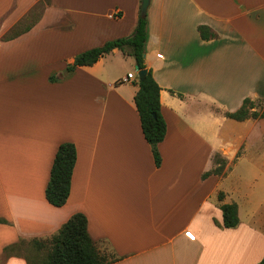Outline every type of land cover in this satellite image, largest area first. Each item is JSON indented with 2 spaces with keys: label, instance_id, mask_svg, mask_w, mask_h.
Instances as JSON below:
<instances>
[{
  "label": "crops",
  "instance_id": "crops-1",
  "mask_svg": "<svg viewBox=\"0 0 264 264\" xmlns=\"http://www.w3.org/2000/svg\"><path fill=\"white\" fill-rule=\"evenodd\" d=\"M38 1L0 0V264H26L3 250L55 235L76 213L112 264H260L264 218L224 181L233 159L264 155V118L225 114L245 99L264 109V0H150L144 60L166 123L159 167L134 104L132 57L113 49L64 73L76 55L131 36L141 0H49L27 33L3 40ZM66 142L76 149L70 193L53 207L45 188ZM215 155L223 173L202 178ZM225 203L237 205L235 228L222 225Z\"/></svg>",
  "mask_w": 264,
  "mask_h": 264
},
{
  "label": "trees",
  "instance_id": "trees-1",
  "mask_svg": "<svg viewBox=\"0 0 264 264\" xmlns=\"http://www.w3.org/2000/svg\"><path fill=\"white\" fill-rule=\"evenodd\" d=\"M39 0L26 14L15 24L2 39L7 41L27 33L41 18L45 5ZM198 31L202 39L206 40L211 33L207 28L199 27ZM147 41V17L138 16L135 29L131 36L108 41L100 47L84 51L76 55L71 64H68L64 73L69 74L78 67L94 65L101 57L110 53L113 49L119 50L123 55L133 58L135 66L140 70H146L144 79L138 82V89L134 95V104L140 119V126L145 141L150 145L154 164L160 166V155L157 145L164 140L166 135V123L161 115L160 90L155 82L152 70L148 68L143 59L145 44ZM54 81L55 78H50ZM253 102L245 99L241 107L233 113L225 116L236 120L264 118L262 112L251 111ZM239 154V153H238ZM238 157V156H237ZM216 158V155L215 157ZM216 161L217 167L202 175H221L225 168L223 161ZM214 161V162H215ZM76 162V149L72 143H62L58 146L50 169L49 180L45 188V199L53 207H62L69 196L71 177ZM223 194H219L222 200ZM224 228H235L238 223V210L235 203H225L220 206ZM3 256L8 258L15 256L22 258L26 264H112L117 259L113 255L102 253L96 247L87 230L86 217L76 213L59 229V231L47 239H21L19 242L6 247ZM264 264V256L260 262Z\"/></svg>",
  "mask_w": 264,
  "mask_h": 264
},
{
  "label": "rangeland",
  "instance_id": "rangeland-1",
  "mask_svg": "<svg viewBox=\"0 0 264 264\" xmlns=\"http://www.w3.org/2000/svg\"><path fill=\"white\" fill-rule=\"evenodd\" d=\"M41 1L43 4L48 2L47 0H41ZM25 16H23L19 21H21ZM8 32L4 33L3 36L7 34ZM121 60H122L121 63L125 64V62H129L130 59L124 58ZM119 69H122V67H119ZM126 71H129L131 73L135 72L133 68L132 69L126 68ZM238 153H239L238 157H240L243 154L242 150H240ZM214 157L215 156H213L212 158L213 168L211 170L217 167L215 160L223 161L225 163V166L228 163L220 155H216V158ZM230 165L232 166L233 171L231 175L229 176V178L226 181H224V186L228 188L234 186L235 189L239 191L240 194L246 193L248 196L247 200H249V203L247 205H242V209L244 210V206H245L247 211L250 208L252 210H256L258 212L257 217L261 218L263 216L264 218V184H263L264 183V155L257 156L254 153H249L248 155L243 156L241 159H238V160L233 159ZM219 194L220 193H218L214 197L215 200L219 199ZM235 197H237V195ZM242 215H244V213H242ZM43 239H47V238H43ZM106 254L111 255L109 253H106Z\"/></svg>",
  "mask_w": 264,
  "mask_h": 264
},
{
  "label": "water",
  "instance_id": "water-1",
  "mask_svg": "<svg viewBox=\"0 0 264 264\" xmlns=\"http://www.w3.org/2000/svg\"><path fill=\"white\" fill-rule=\"evenodd\" d=\"M149 5H150V0H141L140 11H139V15L141 17L146 16L147 9H148ZM144 58H145V54L143 55V59ZM135 70L137 73L138 80L141 82L146 75V70H140L138 66H135Z\"/></svg>",
  "mask_w": 264,
  "mask_h": 264
},
{
  "label": "built area",
  "instance_id": "built-area-1",
  "mask_svg": "<svg viewBox=\"0 0 264 264\" xmlns=\"http://www.w3.org/2000/svg\"><path fill=\"white\" fill-rule=\"evenodd\" d=\"M133 78L134 76L131 73L127 74L126 76V80L133 79Z\"/></svg>",
  "mask_w": 264,
  "mask_h": 264
}]
</instances>
